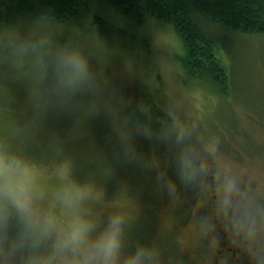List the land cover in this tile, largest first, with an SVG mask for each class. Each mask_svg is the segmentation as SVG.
<instances>
[{
	"label": "rangeland",
	"instance_id": "obj_1",
	"mask_svg": "<svg viewBox=\"0 0 264 264\" xmlns=\"http://www.w3.org/2000/svg\"><path fill=\"white\" fill-rule=\"evenodd\" d=\"M98 5L90 3L91 13L71 22L25 18L0 25V149L34 166L36 203L57 228L68 214L55 199L57 170L67 165L88 190L76 210L97 231L113 216L123 219L121 264L138 248L148 253L144 264H167L164 245L154 241L158 247L150 251L144 240L154 232L158 241L173 229L172 201L159 211L156 231L154 213L176 195L169 181L180 193L181 150L195 149L205 165L186 177L197 184L198 207L180 228V253L193 261L202 247L205 259L196 264H264V34L209 29L230 76L225 97L183 71L184 47L171 25L147 20L140 28ZM64 50L86 58L90 85L73 92L57 84L50 65ZM136 99L149 116L142 124L125 116ZM154 122L163 128L153 129ZM178 129L190 133L182 144ZM229 180L225 206L220 197ZM9 212L0 229V264H56L55 230L41 235Z\"/></svg>",
	"mask_w": 264,
	"mask_h": 264
},
{
	"label": "trees",
	"instance_id": "obj_2",
	"mask_svg": "<svg viewBox=\"0 0 264 264\" xmlns=\"http://www.w3.org/2000/svg\"><path fill=\"white\" fill-rule=\"evenodd\" d=\"M93 2L103 9L108 8L119 17L128 19L140 28L147 20L156 24L171 25L184 47V54L178 57L183 71L192 78L211 83L225 97L228 96L230 88V76L218 56L215 46V41H218L210 35L209 29L219 28L248 35L264 34V0H0V25H5L13 19L71 22L87 17L91 13L89 4ZM95 18L100 20L98 16ZM153 110L162 121L171 122L168 115L158 112L157 108ZM125 116L137 124H142L149 118L147 114H143L141 103L137 99L127 107ZM151 124L155 130L163 128V125L157 122ZM249 154L255 156L252 152ZM188 175L189 173H186L182 180L180 193L175 186V197L171 200L165 197L154 213L153 225L156 231L159 211L172 201L170 216L171 221H174L173 229H170L168 236L163 239L159 238V233L156 232L158 241L154 239V232L150 239L147 237L148 240H144L149 244L147 250L150 251L158 247L153 246L154 241L155 244L159 242L164 245L159 250H165L163 256L166 257L167 264H196L199 260H204L206 255L200 247L197 253L199 256L191 261L188 255L181 254L178 249L180 228L192 218L193 209L197 205V184L195 185L192 179L191 182L188 181ZM186 194L187 199L181 201L179 197ZM183 208L181 217L177 219L176 212ZM206 241L199 245L205 246Z\"/></svg>",
	"mask_w": 264,
	"mask_h": 264
},
{
	"label": "clouds",
	"instance_id": "obj_3",
	"mask_svg": "<svg viewBox=\"0 0 264 264\" xmlns=\"http://www.w3.org/2000/svg\"><path fill=\"white\" fill-rule=\"evenodd\" d=\"M50 69L57 84L69 91L74 92L91 83L87 60L76 50L55 54ZM189 136L185 129H178L177 144H182ZM204 165V160L195 149H182L177 159L182 180L191 169L197 166L203 168ZM57 171L61 184L55 199L68 213L59 228L56 227V218L42 212L36 203L37 175L34 166L0 149V229L6 228L11 209L26 226L41 235L47 236L55 230L53 248L59 256L56 264H121L123 219L118 215L113 216L105 228L97 231L95 225L76 210L86 199L88 190L72 179L67 165H60ZM167 186L170 192H175L171 181ZM232 189V182L226 181L220 197L225 206ZM147 255L145 250L138 248L123 260V264H144ZM30 264H52V261L38 260Z\"/></svg>",
	"mask_w": 264,
	"mask_h": 264
},
{
	"label": "flooded vegetation",
	"instance_id": "obj_4",
	"mask_svg": "<svg viewBox=\"0 0 264 264\" xmlns=\"http://www.w3.org/2000/svg\"><path fill=\"white\" fill-rule=\"evenodd\" d=\"M227 245H228V243L226 244V251H225V253H224V255H230L229 254V252H230V250H232V248L231 247H227ZM224 255H222V257L224 256ZM237 254H233V257H235ZM232 256V255H231ZM224 258H225V256H224Z\"/></svg>",
	"mask_w": 264,
	"mask_h": 264
}]
</instances>
